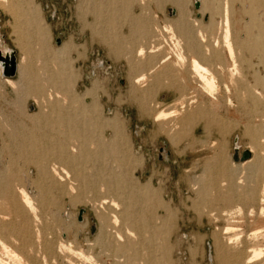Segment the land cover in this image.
I'll return each mask as SVG.
<instances>
[{"label":"rangeland","instance_id":"rangeland-1","mask_svg":"<svg viewBox=\"0 0 264 264\" xmlns=\"http://www.w3.org/2000/svg\"><path fill=\"white\" fill-rule=\"evenodd\" d=\"M250 2L0 0L18 62L0 74V250L21 257L0 251L7 264H264V7ZM84 142L90 157L69 161Z\"/></svg>","mask_w":264,"mask_h":264},{"label":"bare ground","instance_id":"bare-ground-1","mask_svg":"<svg viewBox=\"0 0 264 264\" xmlns=\"http://www.w3.org/2000/svg\"><path fill=\"white\" fill-rule=\"evenodd\" d=\"M200 1V6H199V8L201 7V5H202V1L203 0H199ZM243 1V0H242ZM248 1V0H247ZM251 2V8H249L250 10H251V14L253 15V12L256 10V9H260V8H263L264 7V0H250ZM244 4V5H243ZM243 6H245V7H242V8H244L245 9V11H247L246 10V4H245V1L243 2ZM249 7V6H248ZM198 8V9H199ZM248 9V8H247ZM264 10V9H263ZM249 13H250V11H249ZM250 14V15H251ZM257 14V13H256ZM258 14H261V13H258ZM263 15H264V13H263ZM259 16V17H258ZM258 16H256V20L258 21V19H257V17L258 18H260V16H262V15H258ZM253 17H255V16H253ZM264 17V16H263ZM251 19V18H250ZM254 19V18H253ZM260 19H262V18H260ZM259 19V20H260ZM36 20H37V18H36ZM250 21V20H249ZM256 21V22H257ZM261 21V20H260ZM253 23H255V21H253ZM252 25V24H251ZM257 27L260 29L259 31H262V32H264V22H260V23H258L257 24ZM253 28V29H258V28ZM248 30V29H247ZM249 31V30H248ZM261 33V32H260ZM258 36V35H257ZM255 37V36H254ZM259 37V36H258ZM260 38H261V34H260ZM263 38V37H262ZM225 41H226V46H227V48H228V50H229V52H230V54L232 53V46L230 45V43H229V41L227 40V35L225 36ZM255 46V45H254ZM256 47L258 48V51L260 50H262V51H264V40H261V39H258L257 40V44H256ZM253 49V48H252ZM254 49H255V47H254ZM0 50H1V53H2V55L6 52V51H9L10 49H9V47H2L1 46V43H0ZM256 50V49H255ZM143 50H142V48H141V51H140V53L142 52ZM15 54H16V52H15ZM142 54V53H141ZM180 59V58H179ZM181 60V59H180ZM1 69H2V67L0 66V74H1ZM17 69H18V62H17V68H16V71H17ZM191 69L194 71V73H195V75L197 76V78H198V80L200 81V82H202V83H204V86L206 87V89L212 94L213 93V91H214V87H215V81L216 80H214L215 78H214V76L212 75V73L210 72V70L208 69V67L207 66H205L204 64H202L198 59H196V58H193L192 60H191ZM233 74V73H232ZM2 75V74H1ZM243 75V74H242ZM142 76V75H141ZM239 76V75H238ZM241 76V75H240ZM244 76V75H243ZM142 78H144V76L142 77ZM141 78V79H142ZM242 79V78H241ZM145 80V79H144ZM206 91V90H205ZM210 93H208L209 95H210ZM177 108V107H176ZM156 119H162L163 117H167V115L165 114V112H159V113H157L155 116H154ZM87 119V118H86ZM86 119H84V120H86ZM87 121H88V119H87ZM90 121V120H89ZM91 122V121H90ZM110 122V121H109ZM83 123H88V122H83ZM92 123V122H91ZM114 123V122H113ZM112 123V124H113ZM73 124V125H72ZM70 123V125H68L69 127H73L74 125H76V126H79V124H78V122H76L75 123V121H73V123ZM80 124H81V122H80ZM89 124V123H88ZM93 124V123H92ZM91 124V125H92ZM110 124H111V122H110ZM90 125V124H89ZM86 126V125H85ZM87 127H89V126H87ZM91 127V126H90ZM89 127V128H90ZM80 128H81V126H80ZM70 132V131H69ZM72 132V131H71ZM69 134V133H68ZM81 134V133H80ZM75 135V137L76 136H78L79 135V133H77V134H75V133H73L72 132V136H74ZM80 136H82V135H80ZM79 136V137H80ZM84 136V135H83ZM82 136V137H83ZM86 137V141L88 140V137H87V135H85L83 138H85ZM84 140V141H85ZM85 143V145H84V147H82L83 149H82V152L79 154V153H77V154H79V155H77V154H69L68 155V160L69 161H71V162H73L74 160L73 159H75V158H77V157H81L80 155H82V154H84L85 156H89L90 157V154H89V152H88V146H87V142H84ZM119 145V144H118ZM65 147V146H64ZM106 147V146H105ZM75 149V148H74ZM107 150V149H106ZM106 152V151H105ZM66 155V154H65ZM83 156V155H82ZM259 156V155H258ZM257 156V157H258ZM66 157V156H65ZM263 157V156H262ZM82 158V157H81ZM264 158V157H263ZM258 159V158H257ZM261 160H262V158H260ZM76 160V159H75ZM78 160V159H77ZM259 160V159H258ZM258 160H257V163H259L258 162ZM261 160H260V164H261V166H262V168H264L263 166H264V161L261 163ZM264 160V159H263ZM256 161V160H255ZM250 163V162H249ZM248 163V164H249ZM252 163V162H251ZM247 164V163H246ZM247 164V165H248ZM245 165V164H244ZM255 165V164H254ZM56 166V165H55ZM55 166H53V168L55 167ZM260 166V165H259ZM258 166V167H259ZM242 167V166H241ZM56 168V167H55ZM58 168V167H57ZM261 168V167H260ZM56 170H58V169H56ZM256 170V169H255ZM262 170V169H261ZM55 171V170H54ZM259 171H260V169H259ZM262 171H264V169L262 170ZM57 172V171H56ZM58 172H59V170H58ZM60 173V172H59ZM62 173V172H61ZM59 176V175H58ZM62 176V175H61ZM61 176H59V177H61ZM66 176V175H65ZM264 176V175H263ZM62 178H64V176L62 177ZM61 179V178H60ZM263 179H264V177H263ZM93 180V179H92ZM263 191V190H262ZM20 193H21V195L20 196H22V200H23V204L22 205H19L18 206V208L16 207V211L17 212H15V213H17L18 214V216L19 217H22L23 219H25L24 218V214H25V210H24V208H23V206L24 207H26V206H32V198H31V196L28 194V192H27V190H26V188L25 187H22L21 189H20ZM107 200V199H106ZM261 200H262V202L264 201V192L261 194ZM19 201V200H18ZM103 201V200H102ZM101 201V202H102ZM100 202V201H99ZM103 202H107V201H103ZM108 202H109V200H108ZM97 203V202H96ZM113 203H115V202H113ZM101 204V203H100ZM112 204V203H111ZM102 205V204H101ZM113 205H116V204H113ZM104 206V205H103ZM103 206H101L102 208H103ZM27 207V208H28ZM29 207V208H30ZM97 207H99L98 208V210L100 209V205L98 204V206H97V204H96V207L95 208H97ZM112 207V206H111ZM31 208H34V207H31ZM115 208V207H114ZM16 214V215H17ZM117 215V214H116ZM115 215V216H116ZM117 218V217H116ZM23 223V222H22ZM106 226V225H105ZM102 229V228H101ZM120 237V236H119ZM1 244V243H0ZM3 244V247L5 248V250H6V252L4 251V250H2V251H4V254H7V255H10V256H14V257H20V255H18L16 252L14 253V251L12 250V249H8L9 247H7L6 246V244L5 243H2ZM25 245V244H24ZM63 246V245H62ZM0 248H1V246H0ZM2 249V248H1ZM26 249V248H25ZM63 249V248H62ZM1 251V250H0ZM1 251V252H2ZM0 252V253H1ZM80 253V252H79ZM3 253H2V255H4ZM257 254H259V253H254V255H257ZM2 255L0 254V264H7L8 263V261L6 262L5 261V256L4 257H2ZM10 256H7V257H10ZM25 256V255H24ZM83 256H84V254H83ZM85 257V256H84ZM13 258V257H12ZM12 258H11V263L12 264H15V263H13V262H16V261H13L12 260ZM21 258V257H20ZM17 259V258H16ZM19 259V258H18ZM7 260H9L8 258H7ZM23 260V259H22ZM13 261V262H12ZM71 261V260H70ZM19 262H21V259H20V261ZM10 262H9V264H11ZM76 263V262H75ZM19 264V263H18ZM21 264V263H20ZM27 264H28V261H27Z\"/></svg>","mask_w":264,"mask_h":264},{"label":"water","instance_id":"water-1","mask_svg":"<svg viewBox=\"0 0 264 264\" xmlns=\"http://www.w3.org/2000/svg\"><path fill=\"white\" fill-rule=\"evenodd\" d=\"M194 6L198 9L200 6V1L194 0ZM171 11L174 13V9H172ZM55 42L59 44L60 38H56ZM0 66L2 67L1 74L5 77H11L16 73L17 59L15 51L13 49L6 51L3 55L0 50ZM161 150H163V148H161ZM83 211L84 208L80 207L78 210V219L82 218Z\"/></svg>","mask_w":264,"mask_h":264},{"label":"crops","instance_id":"crops-1","mask_svg":"<svg viewBox=\"0 0 264 264\" xmlns=\"http://www.w3.org/2000/svg\"><path fill=\"white\" fill-rule=\"evenodd\" d=\"M33 22L35 23L36 21H33ZM34 25H37V22Z\"/></svg>","mask_w":264,"mask_h":264}]
</instances>
